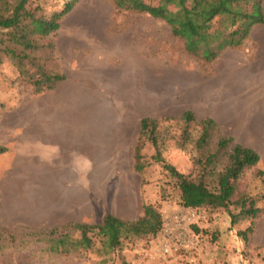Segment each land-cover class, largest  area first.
Instances as JSON below:
<instances>
[{"label": "rangeland", "instance_id": "obj_1", "mask_svg": "<svg viewBox=\"0 0 264 264\" xmlns=\"http://www.w3.org/2000/svg\"><path fill=\"white\" fill-rule=\"evenodd\" d=\"M142 1L163 6L160 0ZM187 1L193 4V0ZM68 3H73V9L63 18L53 38L59 63L62 53L72 59L82 48L99 51L102 48L97 44L110 42V51H114L117 60L118 56L128 58V54L137 51L147 64L146 98L140 103L136 101L134 106L115 107V119L121 123L116 124L110 171L93 172L99 176V185L84 190V197L91 193L92 198L81 209L84 223L99 224L106 213L135 220L142 215L144 204H153L161 211L164 224L154 237L133 236L125 239L121 247L107 251L99 238L92 248L77 245L80 232L71 227L60 226L52 235L56 227L22 222L8 227L0 219V264H264V215L258 219L255 233L246 238L242 232L251 225V220L233 224L226 208L196 209L181 203L180 193L164 165L153 158L157 147L152 143L147 142L143 150L149 162L144 172L135 170L134 160L141 120L154 117L160 123L159 149L166 161L182 173L197 176L196 147L192 142L185 149L178 146L185 128L181 116L186 110H193L199 119L209 114L219 116L210 150H215L223 136L257 142L263 151L260 168L264 169V87L249 88L248 94L253 92L257 97L245 100L248 101L245 104L242 90L232 83L223 88L220 77L212 75L214 63L187 54L184 41L172 34L165 21L147 13L119 10L113 0H29L27 8L50 17L64 10ZM76 31L84 32L85 38L79 36L76 40L73 33ZM172 92L178 94V101L171 99ZM193 93L212 94L216 98L209 103L200 99L191 101ZM35 95L34 86L20 76L15 64L0 55V145L6 146L12 140V127H17L19 113ZM221 100L245 121L230 122V109L219 106ZM239 126L243 129H238ZM191 132L192 138H197L199 126L193 124ZM226 163L227 158L223 157L208 172L206 179L211 186L217 184ZM239 192L255 197L259 206L264 207V184L254 169L247 170L241 178ZM65 235L69 252L52 250L53 240Z\"/></svg>", "mask_w": 264, "mask_h": 264}, {"label": "crops", "instance_id": "obj_2", "mask_svg": "<svg viewBox=\"0 0 264 264\" xmlns=\"http://www.w3.org/2000/svg\"><path fill=\"white\" fill-rule=\"evenodd\" d=\"M73 33L76 40L86 36ZM97 47L102 50L82 48L72 59L62 53L60 65L66 79L54 90L32 97L19 113L12 140L5 144L8 151L0 154V219L6 226L22 222L60 227L84 222L81 209L92 201L91 193L84 197V190L99 185V176L93 172L110 171L116 124L121 123L115 119V107L134 106L146 98L147 64L137 51L117 60L110 42ZM213 63L212 75L220 77L223 88L232 83L241 89L245 104L257 97L248 89L264 87V24L253 27L241 49L228 48ZM173 92L171 99L178 101ZM190 97L206 103L216 98L202 93ZM125 99L133 103L122 102ZM219 106L230 109V122L245 121L222 100ZM207 117L218 122L216 114ZM237 141L257 150L263 161L257 142Z\"/></svg>", "mask_w": 264, "mask_h": 264}, {"label": "trees", "instance_id": "obj_3", "mask_svg": "<svg viewBox=\"0 0 264 264\" xmlns=\"http://www.w3.org/2000/svg\"><path fill=\"white\" fill-rule=\"evenodd\" d=\"M160 1L162 7L142 0H113L119 10L147 13L165 21L171 27L172 34L184 41L186 53L208 64L215 62L228 48L241 49L250 38L253 27L264 24V0H193L192 5L187 0ZM28 2L0 0V55L11 60L20 76L40 94L54 90L66 79L55 55L57 43L53 38L61 28L63 18L73 9V3H68L64 10L48 17L30 11ZM181 120L185 128L178 146L185 149L192 142L196 147L199 153L194 159L197 176L182 173L166 161L159 149L160 123L154 117L141 120L134 153L135 170L142 173L148 167L143 150L147 142L152 143L157 147L154 160L164 165L185 207L226 208L233 224L249 219L251 225L242 232L249 238L256 231L258 219L264 215V207L259 206L255 197L240 193L239 182L247 170L254 169L255 175L264 184L260 153L238 143L232 136L221 137L215 150H210L217 128L215 119H199L193 111L188 110L182 114ZM193 124L200 128L197 138H192ZM6 151L8 147L0 145V154ZM223 157L227 158V163L219 173L217 184L211 186L206 176ZM163 224L159 208L144 204L142 215L135 220L106 213L99 224L77 222L61 228L71 227L79 231V246L92 248L99 238L104 249L110 251L121 247L125 239L133 236H156ZM57 228L53 229L52 235L58 232ZM67 241V235L55 238L51 249L60 253L69 252V248L65 247Z\"/></svg>", "mask_w": 264, "mask_h": 264}]
</instances>
